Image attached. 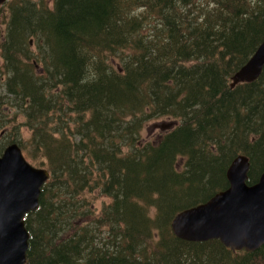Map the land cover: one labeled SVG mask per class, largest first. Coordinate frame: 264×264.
<instances>
[{
    "label": "trees",
    "instance_id": "obj_1",
    "mask_svg": "<svg viewBox=\"0 0 264 264\" xmlns=\"http://www.w3.org/2000/svg\"><path fill=\"white\" fill-rule=\"evenodd\" d=\"M10 4L4 88L24 121L1 137L0 156L30 145L50 171L26 217V264H264V245L235 252L171 229L178 212L228 187L239 154L249 184L264 171V69L231 86L264 40V0ZM160 119L175 124L144 139ZM95 191L109 200L99 212Z\"/></svg>",
    "mask_w": 264,
    "mask_h": 264
},
{
    "label": "water",
    "instance_id": "obj_2",
    "mask_svg": "<svg viewBox=\"0 0 264 264\" xmlns=\"http://www.w3.org/2000/svg\"><path fill=\"white\" fill-rule=\"evenodd\" d=\"M5 0H0V4ZM264 69V40L232 77L231 86L257 80ZM250 159L239 154L228 170L229 185L207 201L178 212L174 235L190 242L220 240L235 252H254L264 245V171L248 183ZM50 171L33 165L19 143L0 156V264H26L30 232L26 217L40 205Z\"/></svg>",
    "mask_w": 264,
    "mask_h": 264
},
{
    "label": "rangeland",
    "instance_id": "obj_3",
    "mask_svg": "<svg viewBox=\"0 0 264 264\" xmlns=\"http://www.w3.org/2000/svg\"><path fill=\"white\" fill-rule=\"evenodd\" d=\"M11 2H8V7L4 8L0 13V119H6V122L8 125L2 129L0 132V139L3 135L11 134L16 126H20V124L24 121V116L21 113L20 110H17L14 107H11L8 103V99L6 97V89L4 88V84L7 82L8 74L5 72L4 69V48L3 44L7 37V29H8V23L11 17V5L12 1H17L18 5L23 3V0H10ZM32 2L36 3L42 8L52 9L54 7V0H31ZM141 8H138L137 10H134L133 12H136L140 10ZM145 11V10H144ZM28 41L30 42V51L35 56L32 60H35L36 64L38 65V68L42 69V62L37 60L43 59V54L40 53L38 44L36 43V38H29ZM163 121H170L169 126L163 125ZM175 122L173 120L169 119H160L159 121H149L145 127V129L142 132V136L144 139L152 140L153 138L158 137L163 131L169 129V127L174 126ZM21 134L24 138L29 139L31 136V131L26 128L22 127ZM13 135V134H12ZM24 154L26 158L33 163V158H35L33 155L35 154L32 150V147H29L27 149H23ZM30 153V154H29ZM33 158H32V157ZM40 155H37V159H39ZM35 165V164H34ZM43 167V166H39ZM95 196H91L93 198V201L95 205L93 206L97 212H99L102 208V206L108 203L107 196H104V194H101L100 191H95Z\"/></svg>",
    "mask_w": 264,
    "mask_h": 264
},
{
    "label": "flooded vegetation",
    "instance_id": "obj_4",
    "mask_svg": "<svg viewBox=\"0 0 264 264\" xmlns=\"http://www.w3.org/2000/svg\"><path fill=\"white\" fill-rule=\"evenodd\" d=\"M8 2H10V0H6V3L0 6V13H1V11H2L4 8L8 7V5H7Z\"/></svg>",
    "mask_w": 264,
    "mask_h": 264
}]
</instances>
